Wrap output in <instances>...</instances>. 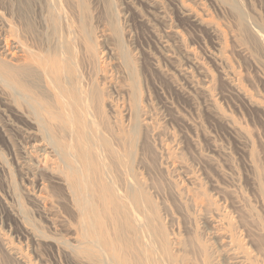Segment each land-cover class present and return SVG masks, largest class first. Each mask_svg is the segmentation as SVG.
Wrapping results in <instances>:
<instances>
[{"label": "rangeland", "instance_id": "1", "mask_svg": "<svg viewBox=\"0 0 264 264\" xmlns=\"http://www.w3.org/2000/svg\"><path fill=\"white\" fill-rule=\"evenodd\" d=\"M15 39L93 43L108 240L146 243L151 211L173 264H264V0H0V264H94L58 157L73 134L43 78L7 73L25 66L3 52Z\"/></svg>", "mask_w": 264, "mask_h": 264}, {"label": "bare ground", "instance_id": "2", "mask_svg": "<svg viewBox=\"0 0 264 264\" xmlns=\"http://www.w3.org/2000/svg\"><path fill=\"white\" fill-rule=\"evenodd\" d=\"M87 41L89 40L87 39ZM91 42L92 41H90V44ZM92 44L90 46H92ZM90 46L89 44L77 45V47L74 48V46L72 47L71 45L68 46L61 45L59 49H65V50L63 52L60 50L61 51L60 54H58L57 51L48 50L47 52L45 51L46 54L43 55L42 53L40 56V54L38 55L36 53L37 51L34 52L33 49H30V47L22 44L19 39H15L12 40L11 45L4 46L3 52L8 53L7 55H10V57L16 59L17 62H21L25 66L20 69L11 70V72H7V73H10L14 78V80L19 82V84L23 83L21 84L23 87H32V85L30 86V82L28 81V79L31 80L33 78L32 74H36L37 75L35 76L36 78L37 77L39 79L43 78V80H45L51 86L50 88H52L53 91L52 100L55 104L56 109L59 110L60 114L62 115V117L57 119V121L55 122L61 126L70 127L71 133L73 134V138L72 139L70 138L71 140L69 144H66L61 147L60 149L61 154L59 153L58 157H60L61 155L65 157L66 162L63 165H65L68 171L66 181L68 188L70 190V194L72 193L73 195V199H74L73 201L75 202V204L73 203L74 207L75 205L76 207L78 206V209L80 210L79 212L81 214L88 216V218H91L92 221L94 220V224H93L94 227H92L94 228V232L92 230V232L94 233V240L91 237L93 241L91 242L89 241L90 242L89 245L92 246L88 249L89 251H93L92 248H94V264H173V257H171V255L166 252L167 250H165V247L163 249L161 246L158 249L155 241L153 240V237L151 236L150 231L152 232V235H154L156 239L159 240V242H162L161 239L159 238L160 232L158 233V231L154 229L152 230L151 228L153 227L154 224L153 221L155 220L156 217V216L154 217V215H151L152 214L151 211L150 214H148L149 218L147 219L144 218V220L142 219L143 222L141 220L140 223H138L140 221V218L139 221H137L138 224L142 225V227L147 229L149 232L148 237L146 238L147 239L146 243H143L144 245L140 243L141 241L134 242L133 239L128 240L125 243H118L112 239L108 240L107 237L105 236V233H103V230L101 229L102 228L101 221L103 220L102 223L103 226L104 223L106 222L116 221L115 218L116 214H112V212L108 209V207L105 205L106 203L103 201V197H101L102 194L100 193V191L97 190L96 181L97 180L101 181L100 174H103V172L106 169L109 170V168L105 166V170H103L104 167H101L102 169L100 168L98 169L97 167L94 166V130H92L94 129V122H95L94 121L95 120L94 119V61H93V53H92L93 48L91 49ZM9 49L12 50V52ZM26 96L27 95H25L24 97ZM33 105H34V101H33ZM29 107H31V105ZM36 108L38 107L36 106ZM46 139L48 140V138ZM57 148L59 147L57 146ZM62 158L63 157H61V159ZM104 173L106 174L108 172H104ZM106 188L107 189L104 188L101 190L102 193L105 194L110 190V188L108 187ZM132 188L133 187H131V190ZM131 190L129 189L130 192L128 193H131ZM134 190L137 191V189L133 188L132 191ZM136 195H141V194H136ZM112 199L113 198H110L109 200ZM148 215L146 214V216ZM140 225L139 227H141ZM118 227L116 228L118 229ZM134 229L136 230V228ZM137 230L139 231L138 227ZM100 231H102L103 238L100 237L99 234L101 233ZM135 232L137 233V231ZM89 239L90 238H88V240ZM79 257L81 258V256ZM251 263L252 262H250V259H248L244 255H239V257H236L235 261H233V264H251Z\"/></svg>", "mask_w": 264, "mask_h": 264}]
</instances>
